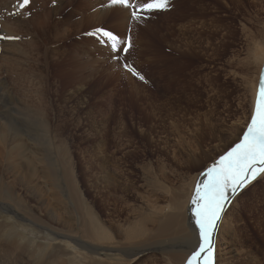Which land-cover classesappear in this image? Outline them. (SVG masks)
<instances>
[{"label":"rangeland","instance_id":"374dc122","mask_svg":"<svg viewBox=\"0 0 264 264\" xmlns=\"http://www.w3.org/2000/svg\"><path fill=\"white\" fill-rule=\"evenodd\" d=\"M16 1L0 0V191L4 182H14L15 196L28 200L23 198L27 213L10 197L5 199L8 204L0 203V264L14 263L22 253L21 264H40L45 259L90 264L81 261L76 246L62 247L60 255L59 246L64 244L60 236L66 228L54 213L42 211L45 205L51 203L52 210L72 219L79 209L78 196L95 213L97 204L105 200L104 220L111 217L134 224L139 216L120 214V207L112 205L121 193L107 179L104 167L115 163L128 169L136 193L130 198L137 207L144 196L166 207L160 214H174L177 201L191 204L197 187L208 179V169L241 142L255 114L256 104L249 123L242 126L251 110V80L254 84L257 75L264 74V51L253 56L254 44L249 43V36L253 40L259 30L264 32V0H169L167 10L142 12L140 20L131 18V9L123 11L122 18L102 14L101 0H31L25 10L18 9ZM41 4L59 6L56 19L64 22L57 34L43 25L51 47L46 45L39 59L35 51L39 38L26 24ZM230 5L232 10L227 11ZM20 11L23 15L16 14ZM97 29L118 36L121 49L129 43L131 47L113 53L106 37L93 35ZM9 36L19 38H2ZM52 47L60 53L49 56L45 50ZM9 166L25 175L30 189L43 190V198L25 195L17 186L21 179L7 170ZM155 173L167 188H155ZM247 185L231 197L213 235L217 257L232 262L241 248L264 247V178L249 189ZM77 216L78 222L85 217L83 212ZM190 217L193 226L187 227L196 241L200 228L193 206ZM35 218L44 226L30 223ZM183 218L190 220L185 213ZM150 220L147 225L152 228ZM227 223L239 224L246 238L237 252L232 250L230 233L224 231ZM118 228L128 230L117 224ZM183 237L187 236L174 234L160 242ZM174 245L169 249L174 250ZM156 247L135 250L131 257H139L133 264H171L170 255L161 249L147 256V249ZM251 261L264 264V255L255 252Z\"/></svg>","mask_w":264,"mask_h":264},{"label":"bare ground","instance_id":"6f19581e","mask_svg":"<svg viewBox=\"0 0 264 264\" xmlns=\"http://www.w3.org/2000/svg\"><path fill=\"white\" fill-rule=\"evenodd\" d=\"M48 3L50 5V2H48ZM100 3L102 5L99 6V4H98V6H99V7L97 6L98 9H100L102 11V14L104 12V15H107V16H115V17L119 16L120 18H122V15H120V14H123L124 13L123 11L128 12L130 10L128 8L121 6V5H112L111 0H101ZM60 4H59V6H60ZM59 6H57L55 9H54L55 6L54 7L47 6L46 8H44L45 6H43L42 8H40V10L38 9L39 11L33 9L34 14L31 15L32 19L30 18L31 20L28 19V21H27V24H26L27 27L30 26V28H27V29H29L30 32L34 31L36 36L39 38V40L37 41V44H35V42L32 43V44L36 45L35 51H37L36 53H37V55H39V59L43 56V54H42L43 48L47 44L49 45L48 39H47L48 43H46L47 42L46 41L47 34L43 30V25H45L44 28H47L46 25H49L48 26L49 33L51 30L52 31L54 30L55 33L57 34L61 29L60 28V26H62L61 23L64 22V20H63V22H59V21H57L58 19H56L58 17L59 13L61 12L60 8L58 9ZM61 6H62V4H61ZM241 7L242 6H239V8H241ZM232 8H233L232 5H230L226 9H227V11H231ZM98 11L99 10H97L96 13H98ZM100 12H99V14H100ZM44 13H46L45 14L46 16L43 15ZM230 13H229V15H230ZM31 16H29V17H31ZM39 17L41 19L43 18V20H41V21L37 20L38 22H35L34 20L38 19ZM54 17L56 20L54 19ZM20 19H21V15H20ZM54 20L56 21L55 23H53ZM68 20H69V18H68ZM19 21H17V22H19ZM39 23H41V24H39ZM67 23H69V22H67ZM74 23L76 24L77 22H74ZM69 24H71V22ZM37 25L38 26L42 25V29L36 28V27H38ZM77 26L79 27V24H77ZM69 27H70V25H69ZM30 32H28V33H30ZM35 39H33V40H35ZM252 39L253 40H251V37L249 36V43L254 44L252 47V49L254 48L253 49V56H257L259 54L260 50L264 51V32H263V30H259V32ZM259 40H261V41H259ZM50 43H51V41H50ZM48 45H47V47H48ZM50 47H48V48H50ZM45 51L46 52L50 51L49 56H51L52 54L53 55L58 54L59 49L57 47L55 49H53V47H52L51 49H48ZM62 53H64V52H62ZM49 56L46 54V61L47 62L45 61V63H48ZM54 63H55V61H54ZM46 65H48V64H46ZM51 65H53V64H51ZM256 79H257V81H255L254 84H253L254 79L251 80V83H252V87H251V89H252L251 96L252 97L250 100L251 110H250V114L248 113V116H247L245 122L242 123V126H244V125L246 126L247 123H249L252 112H254L253 110H254L255 104H257L256 100H258L257 95L259 93L260 83L262 80H264V74L260 73L259 75H257ZM255 110H256V107H255ZM42 126H45V124L42 123ZM247 130H248V128L246 129L244 135L246 134ZM244 135L239 138L240 141L243 140ZM237 144H239V143L238 142L235 143L232 148H234ZM232 148H231V150H232ZM116 164H118V163H115L114 167H112V165H111V167H104V172L109 175L107 179L110 181L111 184L116 183L118 185L117 186L118 191L121 193V196L119 198H116V200L114 201V203L112 205L115 207H120V210H119L120 214H125V213L127 214L128 213V215L129 214H131L132 216L136 215V216L140 217V220H138L137 222H134V224L128 223L127 221H122L121 219H115V218H111V217L106 218L104 220V218H103V215H104V213H103V210H104L103 202L105 200H103V201L101 200L97 204L98 211H97V213H95V211L93 210L92 207L87 205L78 196V194L75 193V191H72V195L74 197H75V195L78 196L77 201H76V205L80 209V211H79V209L76 210L77 211L76 212V218H75V216H73L72 219H69V218L65 219L67 217H65L62 214V212H58V210H56V209H53V210L51 209V206H52L51 203H48V205H45L44 209L42 210V211H45L46 214L48 213V215L54 213L53 216L55 217L56 221H59V224H61L62 227L66 228L65 229L66 234L64 233L63 229H62V233L60 232L62 235V236H60V240L64 243V244H60V246H59L60 255H62V253H61L63 251L62 247L67 246V247L73 248L76 246V247H78V249L81 250L79 253V255L81 256V261L83 260L85 263H90V264H133V261L135 259H137V257H139V255H135V256L131 257V254H133V252L135 250H137L138 248H140L143 245L157 244L156 248L147 249V251H148L147 256L148 255L153 256L157 253V250L161 249V251L164 252V254L166 253L167 255H170L169 259L171 261V264H188V262H189L188 260H190L192 258L194 252L199 250V246L202 243L201 238H200V233L196 235V237L194 238L196 241H194V240H192L193 239L192 233L188 230V227H187L188 224L193 226L194 218L190 217V206H193L194 210H195V205L193 204L194 199L191 200V204L187 203V200L177 201V207L175 208L176 211L174 214H160V212H163V210H166V207H162V206L158 205L156 201H153L150 198V196H144L143 200H145V201L142 202L141 205H139V207H137L136 206L137 204L135 202H133L130 198L132 192H134L133 194H136L135 189L132 187L133 186L132 177L130 175H126V170H128V169H126V167H122V166L118 167V165H116ZM7 170L8 171L11 170L12 174L17 176V179H21V182L19 184H17V186H20L23 188V191L26 193L25 195H27L28 193H32L33 196L36 197L37 199L43 198V195H42L43 190H40L39 188L30 189V187L28 186L29 183L27 182L25 175L22 174L19 169H17L16 167H13V166H9L7 168ZM101 170H102V168H101ZM263 178H264V174L258 175L257 179L255 181H252L249 184V186L247 185L246 188L249 189V188L253 187L257 182L261 181V179H263ZM200 179H201V176H200ZM153 180H154V184L157 186L155 188H161V189L167 188V186H165L163 184V182H161V180L159 179V176L156 173L153 176ZM14 184H15L14 182H12L11 184L9 182L3 183L2 190L0 191V197H1L0 203L3 204L5 202L4 204H8L5 201V199H9V197H10L14 201V203L18 202L20 209H21V207H23V211L27 213V211H25L26 207H24V203L26 202L24 199H26V198L24 196L22 197L19 194H17L15 196V191L13 189ZM2 192H4L5 194H3ZM6 195H9V196H6ZM262 198L264 199V197H262ZM26 200H28V199H26ZM43 202L46 204V201L42 200V203ZM142 204H146V207ZM25 206H27V205L25 204ZM260 207H261V205H260ZM263 207H264V203H263ZM263 207H261V208H263ZM67 208H68V205L66 206V209ZM5 209H6V207H5ZM78 212H83L85 215L82 222H78V216H77ZM184 213L186 214V217L188 218V220L190 218L189 221H186L183 218ZM15 214H17V212H15ZM18 216H21V215L18 214ZM153 216L159 218L160 220H158V222H154V221L150 220ZM222 216H223V214H222ZM73 219L75 220L74 223H73ZM149 220L151 222L152 228H150L147 225ZM30 221H31L30 223H32L33 225H37V226L39 225L38 227L44 226V224L41 223L39 218H35L34 220L30 219ZM117 224H119L121 226H126L129 231L125 228H118V230L116 231L115 226ZM227 224H228V227H227V229H224V231L230 233L229 236H230L231 240H233L232 250H235L237 252V250H236L237 245L242 244L243 243L242 240H246V238L240 232V230H238L239 224H235V225L233 223H227ZM69 231H71L75 234H79V236L76 238V237L72 236ZM174 234L186 235L187 237L170 238V239L163 240L162 242H160L161 238H165L167 236L174 235ZM220 238H221V236H220ZM68 241H70V244H68ZM161 244L163 245L162 247H161ZM172 244H175L174 250L169 249L172 247ZM1 245H2V243H1ZM3 246L8 247L9 243H4ZM217 246H218V243H217ZM216 251H217V254H216ZM110 252H113V254L111 256L107 255V253H110ZM255 252H260L264 255V247L258 246V244H257L253 248H241L238 252V256L235 258V261L232 262L226 258L217 257L219 252H218V249L214 246L215 264H255L251 261V255ZM4 253L6 256L8 255L5 251H4ZM1 254H2V251L0 250V256H1ZM11 254H12V251H10V256H11ZM63 254H65V252H63ZM137 254H140V251H138ZM205 254L206 253H202L201 258L197 262H195V264H202L203 259L205 257ZM22 256H24L23 253L20 256H18L19 259H17L16 261L14 260V263L13 262L12 263L13 264H21L22 259H23ZM16 258H17V256H16ZM71 259L73 261L76 260L75 257H72ZM112 261H114V262H112ZM54 262L59 264L57 262V259H54V260L45 259L44 261L38 262V263H40V264H52ZM136 263H134V264H136Z\"/></svg>","mask_w":264,"mask_h":264},{"label":"snow or ice","instance_id":"6c2138e0","mask_svg":"<svg viewBox=\"0 0 264 264\" xmlns=\"http://www.w3.org/2000/svg\"><path fill=\"white\" fill-rule=\"evenodd\" d=\"M30 3L31 0H17L18 9L25 10ZM111 4L131 9L132 18L140 20L142 12L167 10L169 0H142L139 4L133 3L131 0H111ZM98 34L110 41V49L113 53L127 52L131 47L129 43L127 47L121 49L120 45L123 41L111 31L97 29L93 33V35ZM2 38L18 39L19 37ZM100 42L104 43L105 41L102 39ZM124 67L141 80L144 79L134 67L127 64ZM261 174H264V80L260 83L255 114L243 140L222 156L217 164L208 169L206 173L208 179L196 189V198L193 200V204L197 206L195 214L202 243L199 250L193 253L188 264H195L201 258L202 253H206L204 264H213V235L227 204L231 197L237 195L241 189Z\"/></svg>","mask_w":264,"mask_h":264}]
</instances>
